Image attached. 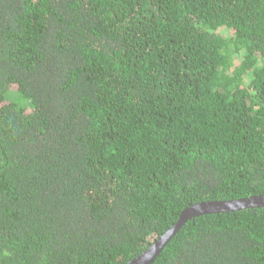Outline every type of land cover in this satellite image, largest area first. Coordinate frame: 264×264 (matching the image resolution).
<instances>
[{"label":"trees","instance_id":"16d2710c","mask_svg":"<svg viewBox=\"0 0 264 264\" xmlns=\"http://www.w3.org/2000/svg\"><path fill=\"white\" fill-rule=\"evenodd\" d=\"M259 195L264 0H0V264H126ZM153 264H264V208Z\"/></svg>","mask_w":264,"mask_h":264},{"label":"water","instance_id":"95a60500","mask_svg":"<svg viewBox=\"0 0 264 264\" xmlns=\"http://www.w3.org/2000/svg\"><path fill=\"white\" fill-rule=\"evenodd\" d=\"M255 208H264V195L229 201H207L197 203L185 209L181 213L176 224H174L164 235L155 240L147 250L126 264H153L167 244L173 239L185 223L192 218L202 215L238 212Z\"/></svg>","mask_w":264,"mask_h":264}]
</instances>
